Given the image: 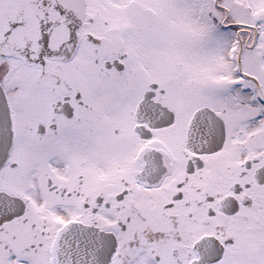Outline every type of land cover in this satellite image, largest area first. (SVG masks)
Segmentation results:
<instances>
[{
    "label": "snow or ice",
    "instance_id": "6c2138e0",
    "mask_svg": "<svg viewBox=\"0 0 264 264\" xmlns=\"http://www.w3.org/2000/svg\"><path fill=\"white\" fill-rule=\"evenodd\" d=\"M0 264H264V0H0Z\"/></svg>",
    "mask_w": 264,
    "mask_h": 264
}]
</instances>
